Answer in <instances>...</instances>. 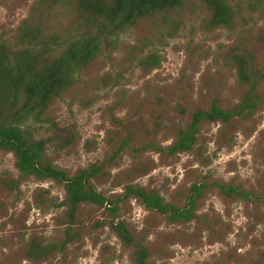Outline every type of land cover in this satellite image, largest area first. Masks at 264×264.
<instances>
[{"label":"rangeland","instance_id":"374dc122","mask_svg":"<svg viewBox=\"0 0 264 264\" xmlns=\"http://www.w3.org/2000/svg\"><path fill=\"white\" fill-rule=\"evenodd\" d=\"M81 2L0 0V128L42 143L0 146V264H264V0L121 17L58 74Z\"/></svg>","mask_w":264,"mask_h":264},{"label":"trees","instance_id":"16d2710c","mask_svg":"<svg viewBox=\"0 0 264 264\" xmlns=\"http://www.w3.org/2000/svg\"><path fill=\"white\" fill-rule=\"evenodd\" d=\"M81 3L84 4L83 8L90 13L97 16V20L95 21V26L97 29V33L94 35H85L83 37H79L73 43H71L68 47L61 52L59 62L54 64V68L58 71V74L63 72V66L68 64L70 61H83L85 58L91 57L90 55L98 54L99 50V42L104 30L109 29L113 26H118L121 17H125L123 19H137V17L142 16L143 14H155V12L165 9V11H179L182 7V3L185 0H80ZM79 2V0H78ZM202 6L206 5L211 10H219L222 13L226 14L228 9L225 6V0H201L200 3ZM164 11V12H165ZM157 12L156 14H159ZM121 18V19H120ZM163 21H167L172 23L169 19H164ZM30 67L29 69H35L34 60L30 59L27 61ZM246 70V69H245ZM39 72V71H38ZM47 72H50L49 68L43 73L38 74V77L34 79L33 85V93L29 95V98L42 96L44 95V81L50 80ZM244 72V71H242ZM3 95V94H2ZM258 97L253 98L252 103H256ZM251 104H249V108ZM27 112L26 115H23L22 121L29 118L32 115V110L27 109L24 110ZM35 114V113H34ZM251 114V113H250ZM249 114V115H250ZM26 131V130H25ZM26 135L21 132V130L17 126H8L0 128V146L4 145L11 147L9 149L16 152L19 156H24L29 159L31 162H34L37 157V153L39 150V146H42V143L34 144L31 147H28V143L25 140ZM28 156L30 158H28ZM78 189H75L72 186L71 192L73 193V199L75 203H80L83 201H90L94 199L93 194H87L80 188H82V184H78ZM159 201L155 202V206H159Z\"/></svg>","mask_w":264,"mask_h":264}]
</instances>
